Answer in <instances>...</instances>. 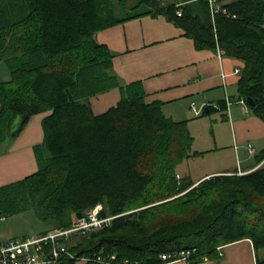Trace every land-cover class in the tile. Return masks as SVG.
Returning <instances> with one entry per match:
<instances>
[{
  "label": "trees",
  "instance_id": "obj_1",
  "mask_svg": "<svg viewBox=\"0 0 264 264\" xmlns=\"http://www.w3.org/2000/svg\"><path fill=\"white\" fill-rule=\"evenodd\" d=\"M217 3L212 15L208 0H0V63L10 73L0 80V152L15 116L28 115L23 127L46 113L33 146L37 170L0 186V215L31 209L48 230L67 229L101 205L109 223L71 233L65 242L77 258L63 264L83 256L86 264H162L161 254L181 249L195 260L245 238L264 264V150L242 174L178 177L177 164L198 154L186 120L147 101L141 81L122 82L115 52L96 38L164 14L198 48L219 46L242 61L238 94L252 97L249 108L264 120V0ZM112 88L117 103L95 113L90 97Z\"/></svg>",
  "mask_w": 264,
  "mask_h": 264
},
{
  "label": "crops",
  "instance_id": "obj_2",
  "mask_svg": "<svg viewBox=\"0 0 264 264\" xmlns=\"http://www.w3.org/2000/svg\"><path fill=\"white\" fill-rule=\"evenodd\" d=\"M96 38L115 52L113 68L122 82L141 81L146 100L160 101L167 117L176 121L193 117L189 121L190 133L200 125L216 126L214 144H226L223 146H227L230 163L224 162L220 169L207 171L194 180L257 167L256 158L264 150V120L240 101L237 84L241 73L235 69L241 71V60L226 54L219 56L216 49L198 48L195 40L164 14L126 20L99 31ZM119 97V89L112 88L90 97V103L95 113H101L115 105ZM207 106L212 109L205 113L212 112L213 120L207 117L197 120ZM195 110L199 111L198 115ZM45 114L32 115L0 152V186L37 170L33 146L42 142L41 120ZM216 145L209 148L216 151ZM236 160L239 167L236 163L235 168ZM31 211L0 215V242L48 230ZM74 264H86V261L79 259ZM162 264H256V258L252 241L245 238L223 245L206 260H174Z\"/></svg>",
  "mask_w": 264,
  "mask_h": 264
},
{
  "label": "built area",
  "instance_id": "obj_3",
  "mask_svg": "<svg viewBox=\"0 0 264 264\" xmlns=\"http://www.w3.org/2000/svg\"><path fill=\"white\" fill-rule=\"evenodd\" d=\"M208 1L213 15L219 10L220 5L217 0ZM216 51L219 56L224 54V50L219 46L216 47ZM235 72H240V69L236 68ZM240 101L247 106L243 97ZM195 114L198 115L199 111L195 110ZM100 209L101 205L98 204L88 210L84 217L74 218L72 226L67 229L53 228L44 234L25 235L0 242V264H63L62 261L65 258L76 259V255L68 249L65 240L73 232L83 234L90 229L101 228L108 224L111 217L100 218L98 216ZM191 253L189 249H181L161 254L160 257L163 262L189 260ZM80 259L86 261L89 258L83 256ZM201 259L206 260L207 256L203 255ZM106 264H111V262H106Z\"/></svg>",
  "mask_w": 264,
  "mask_h": 264
},
{
  "label": "rangeland",
  "instance_id": "obj_4",
  "mask_svg": "<svg viewBox=\"0 0 264 264\" xmlns=\"http://www.w3.org/2000/svg\"><path fill=\"white\" fill-rule=\"evenodd\" d=\"M166 2H174L179 0H164ZM10 77V73L5 67L4 63H0V80L2 79H8ZM213 113H204L203 111H200L199 117H197V120L205 119L204 117H207V119L210 120L213 118ZM194 120L193 117H189V120L186 121V128L187 130L190 128L189 121ZM206 120V119H205ZM213 120V119H212ZM206 122V121H205ZM210 122V121H209ZM211 123V122H210ZM199 125L200 123H196ZM203 127L200 125L198 128ZM196 128V127H195ZM193 130V133L188 132L193 136L192 137V143H191V149L190 152L198 151V154H193L190 157L184 158L179 164L176 166L177 176L181 175L182 179H196L198 176L202 175L203 173L211 170L220 169L223 167L225 163H230L229 156L227 155V146H223L226 144H214V138L213 133L216 131V126L211 124L207 125V128H201L200 129ZM12 138H8V140H11ZM7 140V141H8ZM213 145H216L218 147V150H212L209 147H215ZM222 145V146H220ZM220 154V155H219ZM225 162V163H224ZM239 167V161L236 160L234 167ZM249 171V170H247ZM246 171V172H247ZM240 172V173H239ZM235 173L242 174L245 173L243 170L239 171L237 170ZM33 214L36 216L34 210H32ZM37 218V216H36ZM38 219V218H37ZM40 221V220H39ZM42 224V221H40ZM46 225V224H45ZM223 246V245H222ZM218 246L217 251L222 247Z\"/></svg>",
  "mask_w": 264,
  "mask_h": 264
},
{
  "label": "water",
  "instance_id": "obj_5",
  "mask_svg": "<svg viewBox=\"0 0 264 264\" xmlns=\"http://www.w3.org/2000/svg\"><path fill=\"white\" fill-rule=\"evenodd\" d=\"M245 101L249 106H252L255 103L254 100L252 99V97H250V96H247L245 98ZM1 109H2V104L0 102V111H1ZM205 111H208V109H205ZM27 117H28L27 114L17 115V116H15V118H13L11 120V122L9 124V128H8V135L10 137H12L14 134L18 133L21 130V127H22L23 123L25 122V120L27 119ZM10 141L11 140H8L7 142H5L2 145V148H1L2 151H4L6 149V147L10 143Z\"/></svg>",
  "mask_w": 264,
  "mask_h": 264
}]
</instances>
